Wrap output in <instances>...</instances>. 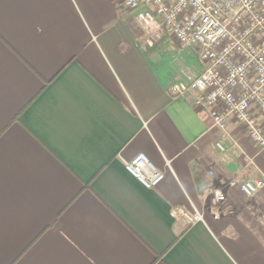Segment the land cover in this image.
Segmentation results:
<instances>
[{"label":"crops","instance_id":"obj_1","mask_svg":"<svg viewBox=\"0 0 264 264\" xmlns=\"http://www.w3.org/2000/svg\"><path fill=\"white\" fill-rule=\"evenodd\" d=\"M119 4L0 0V264H264V187L230 185L264 155L171 94ZM141 154L156 188L126 171Z\"/></svg>","mask_w":264,"mask_h":264},{"label":"built area","instance_id":"obj_2","mask_svg":"<svg viewBox=\"0 0 264 264\" xmlns=\"http://www.w3.org/2000/svg\"><path fill=\"white\" fill-rule=\"evenodd\" d=\"M119 8L134 15L148 47L170 39L182 48L197 50L201 73L190 82L174 83L171 94L204 111L221 130L231 123L243 126L264 155V0H120ZM216 147L225 151L221 143ZM125 168L148 189L165 177L144 154ZM230 185L252 197L264 181ZM212 200L225 203L226 197L214 190ZM178 213L186 225L202 220L198 212Z\"/></svg>","mask_w":264,"mask_h":264},{"label":"rangeland","instance_id":"obj_3","mask_svg":"<svg viewBox=\"0 0 264 264\" xmlns=\"http://www.w3.org/2000/svg\"><path fill=\"white\" fill-rule=\"evenodd\" d=\"M153 50L161 51L169 57L164 60L169 62L170 66L169 75L166 76L170 87L177 82H190L202 71L201 67L195 63L198 53L194 48H182L171 41H164L157 44Z\"/></svg>","mask_w":264,"mask_h":264}]
</instances>
